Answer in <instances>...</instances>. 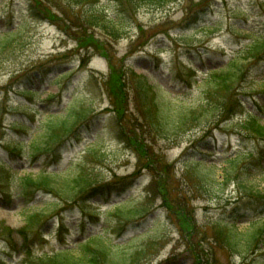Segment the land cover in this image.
<instances>
[{"label": "rangeland", "instance_id": "1", "mask_svg": "<svg viewBox=\"0 0 264 264\" xmlns=\"http://www.w3.org/2000/svg\"><path fill=\"white\" fill-rule=\"evenodd\" d=\"M30 1L41 15L32 16ZM205 2L172 0L160 8L146 0L80 6L73 0H0V36L18 33L10 55L0 60V97L9 92L0 113V264H47L44 259L65 248L85 264L98 250L129 264H198L192 256L198 251L205 257L199 254V264H264V138L243 125L250 113L264 125V61L262 75L251 73L255 82L236 87L244 109L232 119H192L170 139L146 127L145 111L154 100L173 109L198 108L207 72L223 67L252 34L264 37V0H208L202 19L187 22ZM101 14L121 30L120 39L93 26L91 17ZM141 80L156 95L145 96ZM22 87H34L39 99L23 98ZM38 106L41 113L33 110ZM75 106L89 108L95 118L57 155L12 153H23L46 114L66 115ZM15 123L28 130L18 131ZM138 156L142 177L134 184L77 198L70 209L53 194L39 192L33 202L20 194L21 179L45 172L128 178L139 167ZM152 179L157 194L148 196ZM126 201L130 205L118 212ZM130 207L153 214L129 216ZM34 213L43 215L29 221ZM229 232L240 239L234 250L224 239Z\"/></svg>", "mask_w": 264, "mask_h": 264}, {"label": "trees", "instance_id": "2", "mask_svg": "<svg viewBox=\"0 0 264 264\" xmlns=\"http://www.w3.org/2000/svg\"><path fill=\"white\" fill-rule=\"evenodd\" d=\"M91 0H73L74 6L84 5ZM149 5L156 4L160 8L167 7L172 0H146ZM200 3L193 12L191 18L187 20L196 22L199 18L207 13L209 9V3ZM31 2V1H30ZM30 13L33 17L41 15L37 10L36 5L30 3ZM108 17L101 14V17H91V21L94 23L93 26H96L100 29L106 30L108 33L113 35L112 37L120 39L122 34L121 30L118 27H114L115 23L113 21L107 20ZM239 31V30H238ZM18 33H4L0 36V60L8 55H10L12 47L18 41L14 37ZM264 61V37L257 36L253 34L251 41L228 59V61L217 69L210 70L206 79L204 80L203 95L204 100L198 108L194 109H173L170 106H161L158 101L154 100L152 102L151 109H146L145 111V120L148 121L146 127H150L154 133H157L158 136L162 138L170 139L172 134L183 130L192 119H195L199 123H203L205 120H208L212 114H214L213 121L219 123L226 122L232 119L235 115L243 112L244 101L240 100L236 95V87H243L244 84L249 81H254L251 76V73H259L262 70L261 63ZM197 73V70L194 69ZM262 72V71H261ZM260 74V73H259ZM262 75V74H260ZM140 88L145 96L153 94L156 95L154 88L148 84L143 83L141 80L139 82ZM19 94L26 100H34L38 93L35 89L22 87L19 89ZM9 93L6 91L2 93V99L0 100V113L3 112L4 106L9 99ZM50 98L48 97L45 102H48ZM27 109L26 107L23 108ZM37 113H41L40 109H33ZM92 111L89 108L83 107H74L67 111V114L55 115V114H46L44 117V123L38 122L37 134L33 136V140L29 144H25V149L21 153L18 149L12 151V153L20 158L27 159H37L43 155H57L61 146H65L70 143L73 138L76 137L75 133L81 129L82 126H89L92 120L95 118L91 115ZM206 116V117H205ZM208 117V119H207ZM4 119H0V126L3 124ZM90 122V123H89ZM214 122V123H215ZM245 129L250 131L252 134L264 138V125L260 123V118L253 113H250L245 120L244 124ZM84 126V127H85ZM83 127V128H84ZM14 128H17L18 131H27L28 127L25 123H15ZM140 132L143 133L144 128H137ZM121 143L125 146H129L131 140L129 138L123 137L120 135ZM44 141V142H43ZM21 144H23L21 142ZM143 149V148H141ZM145 154V150L143 152ZM142 158L138 156L139 167L137 171L128 178H114L111 176H103L102 174H95L87 170H80L74 175L60 176L57 173H44L39 176V178L27 177L20 180V194L28 198L30 197V202L36 200V195L39 192H46L48 194H53L56 197L62 199L65 204H70L67 206L68 209L72 208L73 203L77 198L91 196L95 193L105 194L112 193L113 190L118 186H128L134 184L137 179L142 177ZM236 157L232 161H237ZM197 166L202 167L203 161L196 163ZM200 169V168H199ZM213 169H216L213 167ZM196 175H199L200 170L195 172ZM201 177L200 179H202ZM203 183H206L208 179H204ZM156 180L152 179L149 183V188L147 190L148 196H155L157 193ZM201 182V180H200ZM186 199L184 198V201ZM130 205V201L124 202L121 207H118L117 211L120 212L125 208L124 205ZM129 216H134L137 214H148L150 217L153 213L147 209L137 207H130L126 210ZM43 213H34L27 217L29 221L37 220ZM28 230V229H26ZM227 245L232 249H236L239 244L240 239L236 238L232 232H229L228 235L224 237ZM239 244V245H238ZM199 254L203 255L202 252H193L192 256L195 262L198 264ZM139 256V255H138ZM100 260L104 264H129L127 259H117L112 255L108 254L105 250L94 251L92 255L88 258L89 264H100ZM137 257L133 259L135 263ZM44 262L47 264H85L84 257L79 259L75 258L71 251L68 249L59 251L54 254L52 257L44 259Z\"/></svg>", "mask_w": 264, "mask_h": 264}]
</instances>
